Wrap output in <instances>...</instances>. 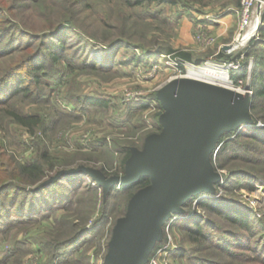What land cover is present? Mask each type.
Returning a JSON list of instances; mask_svg holds the SVG:
<instances>
[{
  "label": "rangeland",
  "instance_id": "1",
  "mask_svg": "<svg viewBox=\"0 0 264 264\" xmlns=\"http://www.w3.org/2000/svg\"><path fill=\"white\" fill-rule=\"evenodd\" d=\"M199 1L201 3L192 1L190 9L180 5L152 4L127 10L128 16H126L129 18L128 25L130 26L128 29L133 34V45H140L137 48L126 44L128 47L118 48L111 53L104 43L85 40L82 46L84 49L77 54L73 52L77 45L76 42H72L73 36H67L64 41L67 43L68 56L66 60L57 64V68H54L58 69L57 72L48 71V76L41 79L40 87L43 96L38 99L32 96L31 98H19L14 105V108L21 113L37 114L46 120L56 112H61L66 118L61 115L54 118L56 126L53 130L45 133L35 130L34 134L30 135V130L12 123L8 117H4L7 114L0 111V162H25L36 155L38 146L44 144L53 157L51 161L54 167L48 170L42 184H51L57 181L60 174H65L61 182L50 188V193L69 194L73 200L83 193L86 185H91L98 188L99 196H105L109 191L104 194L103 189L90 176L82 173L71 174L72 171L79 167H87L99 170L105 177L123 174L127 159L121 165L122 156L116 150H110L112 144L130 145L129 156L131 151L141 150L149 135L158 134L161 131L160 118L166 111V107L160 100L159 91H162L172 78L185 75L187 70L193 67H207L211 62L220 61L216 58V55L222 51L219 48L220 43L217 44L214 40L211 44H203L202 41L196 40L195 25L190 34L188 33L194 43H188L189 39L182 36V25L184 21H190L191 16L194 18L195 14L215 16L228 11L233 12L239 8L241 0ZM81 7L85 8L84 5ZM85 9L86 12L81 17L85 27L88 24L96 26L103 20L117 24V17L123 11L119 1L107 4L95 0L91 8ZM151 15L158 17L150 18ZM86 31L93 32L92 28ZM103 31L102 28L98 30L100 33ZM103 36L102 33L101 37ZM232 40L233 36H229L224 43L227 44ZM260 42L264 43V16L260 19V25L254 37L238 45L232 54L223 52L225 59H234L236 55H243L240 67L244 65L246 72L243 77L244 82L241 88L239 87L241 91L245 89L252 91V70L255 58L251 50L256 43ZM182 50L191 51L192 61L180 62L176 58V52ZM19 58L17 52L0 58V75ZM84 59L92 61L97 66L103 65L104 69L93 71L82 67L80 64ZM68 61L75 66L66 65ZM245 94L248 93L245 92ZM76 95L104 99L108 104L107 110L103 111L90 106L89 112L76 116L73 101ZM251 96L249 95L250 101ZM156 113L159 115L155 118ZM248 118L251 123L245 126H255L259 129L264 127L262 120H257L253 124L254 120L250 111ZM233 131L237 133L239 129L223 130L218 136L214 150L209 154L211 167L220 176L219 182L213 185L212 193L207 196L192 197L188 200L187 206L182 207V213H175L161 226L162 231L167 233L166 242L163 245L169 242L165 251L167 264H176L172 262L171 249L184 243L179 229L174 227L171 230L170 224L175 219H185L186 209H190L189 216L194 212L207 221L209 220L208 213L200 207V203L208 202L214 207L224 209L230 202H235L247 209L254 219L264 220L263 166L256 167L258 170L256 173L260 174L257 178L238 180L237 183L230 184L228 188L224 186L225 176L231 168L238 167L239 163L227 161L225 167H222L215 159L223 141L227 140ZM100 139H105L104 146L96 143ZM255 146L264 149V145L255 144ZM101 166L104 167L103 171ZM242 167L249 168V165H242ZM0 169H2L1 163ZM89 195L82 196L79 203L69 213L71 217L68 220L72 224L80 226L86 217L84 226L90 228V232L81 242L84 246H81L80 250L70 257L71 261L76 259L73 264H103L113 226L116 220L125 214L131 198L130 196L128 200H124V195L120 194L112 211L93 228L92 223L100 216L102 200H98L96 206L92 208L93 198ZM60 213L58 212L57 215ZM68 229L65 223L62 224V219L56 223L52 216L30 221L25 225L7 226L0 232V263L7 255L3 264H49L50 253L44 250L43 242L64 238ZM20 241L25 244L20 245L21 248L15 250L13 255H9L7 252L11 253L16 243Z\"/></svg>",
  "mask_w": 264,
  "mask_h": 264
},
{
  "label": "trees",
  "instance_id": "2",
  "mask_svg": "<svg viewBox=\"0 0 264 264\" xmlns=\"http://www.w3.org/2000/svg\"><path fill=\"white\" fill-rule=\"evenodd\" d=\"M94 1L0 0V58L15 52L20 56L0 75V111H4L7 114L4 117H8L12 123L30 130V135H33L35 130L43 133L53 130L56 126L54 118L60 115L66 118L61 112H56L46 120L37 114L21 113L14 108V105L19 98L32 96L38 99L43 96L40 87L41 79L48 76V71L57 72L58 69L54 68H57V64L66 60L68 56L67 43L64 41L67 36H73L72 42L77 44L73 52L77 54L84 49L82 46L85 40L102 42L108 50H111L109 51L111 53L118 48L128 47V44L137 48L140 45H133V34L128 29L130 26L127 10L152 4L180 5L190 9L192 1L201 3L199 0H99L107 4L120 2L123 11L117 17L118 23L103 20L99 23L101 26L88 24L85 27L81 17L86 12L85 8H91ZM82 5L85 8H82ZM156 17L158 16H150L154 19ZM190 19L193 17L191 16ZM84 27L86 30L92 28L93 32L86 31ZM101 28L104 31L100 33L98 30ZM102 33L103 37H101ZM251 51L255 63L252 70V96L249 111L255 124L257 120L264 122V43H256ZM216 56L219 60L226 58L222 51ZM176 58L180 62L192 61L193 54L186 50L177 51ZM67 63L66 65L75 66L69 61ZM80 65L93 71L104 69L103 65L97 66L86 59L82 60ZM245 72L243 65L231 71V78L237 81L245 76ZM73 101L76 116L89 112L90 106L103 111H106L108 106L104 99L85 95H76ZM158 115L159 113H156L155 118ZM96 143L104 146L106 141L100 139ZM255 144L264 145V127L259 129L255 126H242L237 133L233 131L230 137L223 141L215 160H218L222 167H225L227 161L239 163L238 167L231 168L225 176L223 180L225 188L238 180L255 179L257 175H260L256 173L258 172L256 167L264 168V149L257 148ZM129 147L130 145L113 143L110 148L111 151L116 150L121 154V165L129 157ZM3 159L6 160L5 157ZM51 160L53 157L43 144L37 147L36 155L25 162H0L2 166L0 169V232L7 226L25 225L30 221L49 216L54 217L56 223L62 219V224L65 223V227H69L65 237L45 241L43 247L50 253L49 264H70L71 262L73 264L76 259L71 261L70 257L84 246L81 242L90 232V228L84 226L86 217L80 226L68 220L71 217L70 211L79 203L80 198L90 194L89 196L93 198L92 208L96 206L98 200H102L100 216L92 223L94 228L112 211L120 194L124 195V200H128L132 193L148 186L150 180L147 177H141L137 183L130 186L111 188L105 196H99L97 187L86 185L83 193L72 200L69 194L50 193V188L61 182L63 177L51 184H42L48 170L54 167ZM242 165H249L250 169ZM103 168L101 166L102 171ZM226 202L230 201L226 200ZM186 206L187 203L184 207ZM200 207L208 213L209 220L205 221L194 212L189 216L190 209H186L185 219H175L170 224L171 230L174 227L179 229L184 241L175 249H171L172 262L176 264H226L228 262L264 264V220L254 219L247 209L235 202H230L224 209L214 207L208 202L200 203ZM58 212L61 213L57 215ZM165 236V232L162 231V239L155 243L152 251L166 242ZM24 244L23 241L16 243L12 252L7 253L13 255L15 250ZM6 257H3L0 264L4 263Z\"/></svg>",
  "mask_w": 264,
  "mask_h": 264
},
{
  "label": "water",
  "instance_id": "3",
  "mask_svg": "<svg viewBox=\"0 0 264 264\" xmlns=\"http://www.w3.org/2000/svg\"><path fill=\"white\" fill-rule=\"evenodd\" d=\"M159 96L166 107L161 131L149 135L141 150L131 151L123 174L105 177L87 167L71 173L90 176L104 194L113 187L135 184L141 177L150 180L131 196L125 214L116 220L103 264H145L161 240V226L175 213H182L189 199L212 193L219 182L209 161L219 134L251 123L240 102L225 92L179 84ZM246 101L249 112L248 94Z\"/></svg>",
  "mask_w": 264,
  "mask_h": 264
},
{
  "label": "built area",
  "instance_id": "4",
  "mask_svg": "<svg viewBox=\"0 0 264 264\" xmlns=\"http://www.w3.org/2000/svg\"><path fill=\"white\" fill-rule=\"evenodd\" d=\"M234 12L237 16V27L235 35L231 42L225 44L229 46L227 50H223V47L225 45L220 48L222 52H226L227 54H232L238 48V45L244 44L256 35L260 25V19L264 16V0H241L239 8L234 10ZM204 18L208 21L213 20L210 15H204ZM254 24L258 26L257 29H253ZM246 34H250V36L246 41L241 43ZM194 35L196 40L202 41L203 44H211L215 40L212 35L208 34L206 25L199 22L195 24ZM238 40L240 41L239 43ZM242 58L243 55H236L234 59L231 58L220 60L219 62H211L207 66L212 67L215 71H217L218 74L223 75L225 77V83L228 87L234 90H240L244 79L239 78L237 81L233 80L231 78V71L236 70L240 67V60ZM244 91L251 96L252 91H248L247 89H245ZM214 159L215 157L213 158V160ZM168 244L169 242H167L166 245H163L161 248L159 247L156 250L151 251V253L147 257V261L145 262V264H167V260H165V256L167 253L165 251L168 247Z\"/></svg>",
  "mask_w": 264,
  "mask_h": 264
},
{
  "label": "bare ground",
  "instance_id": "5",
  "mask_svg": "<svg viewBox=\"0 0 264 264\" xmlns=\"http://www.w3.org/2000/svg\"><path fill=\"white\" fill-rule=\"evenodd\" d=\"M257 25H253V29H257ZM250 34H246L242 42L246 41ZM179 84H194L217 91L225 92L238 100L242 105L244 116L248 117V103L246 101V94L241 90H233L225 83V77L220 75L212 67L193 68L187 70L183 76L172 78L160 91L161 94L168 92L173 87ZM63 186V185H62Z\"/></svg>",
  "mask_w": 264,
  "mask_h": 264
},
{
  "label": "crops",
  "instance_id": "6",
  "mask_svg": "<svg viewBox=\"0 0 264 264\" xmlns=\"http://www.w3.org/2000/svg\"><path fill=\"white\" fill-rule=\"evenodd\" d=\"M210 17L213 20L208 21L204 18V15L195 14L193 20L184 21L185 23L182 25V36L187 40L189 39L188 43H194V40L191 37L189 38L188 33L190 34L193 26L198 22L206 25L208 33L214 37L217 44L220 43L219 48L225 45L224 41L226 38L229 36L234 37L237 27V16L234 10L233 12L228 11L215 16L211 14Z\"/></svg>",
  "mask_w": 264,
  "mask_h": 264
}]
</instances>
